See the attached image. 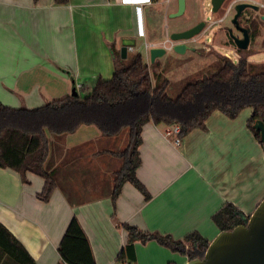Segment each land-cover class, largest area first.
Returning a JSON list of instances; mask_svg holds the SVG:
<instances>
[{"label": "crops", "instance_id": "0c3cea01", "mask_svg": "<svg viewBox=\"0 0 264 264\" xmlns=\"http://www.w3.org/2000/svg\"><path fill=\"white\" fill-rule=\"evenodd\" d=\"M162 2L167 15L178 10V0ZM153 5L142 7L138 24L135 6L112 0H0V102L33 109L72 95L74 87L86 97L99 79L113 78L114 49L121 52L125 38H154L148 46L169 42L176 28L161 40L152 34L145 7ZM251 113L232 119L216 110L204 129L191 131L180 144L176 132L168 133L172 126L146 123L136 173L149 200L129 181L112 199L123 165L113 152L126 149L129 138L121 135L129 129L106 136L91 124L49 135L46 167L58 187L42 201L43 177L28 173L26 183L18 172L0 167V222L38 264H66L59 245L73 217L98 264H186L187 255L154 240L136 241L135 262L121 260L128 232L120 224L177 240L200 235L208 246L221 231L213 216L226 203L251 215L264 199V148L248 126Z\"/></svg>", "mask_w": 264, "mask_h": 264}, {"label": "trees", "instance_id": "16d2710c", "mask_svg": "<svg viewBox=\"0 0 264 264\" xmlns=\"http://www.w3.org/2000/svg\"><path fill=\"white\" fill-rule=\"evenodd\" d=\"M37 1V0H36ZM69 0H55L66 4ZM252 34L258 33L259 23L253 24ZM237 60L224 56L220 68L212 75L189 82L180 95L169 94L170 81L152 73L140 52L131 53L126 60L114 49L115 73L112 79H99L86 97L79 94L47 102L37 108H12L0 102V167L18 172L24 182L34 173L45 179L38 198L49 201L58 187L46 163L51 143L48 133L60 136L76 131L82 125L94 124L103 135L112 136L129 129V143L122 152H113L123 159L116 172L114 203L122 186L131 182L147 200L151 195L137 176L141 165L140 145L146 123L179 125L180 139L195 129H204L216 110L236 118L244 109L251 108L248 126L264 148L257 121L264 123V70L253 69L246 51L238 49ZM118 61L122 63L118 69ZM156 63V62H155ZM154 63V64H155ZM158 65V64H157ZM250 215L244 214L233 203H226L213 219L219 229L232 230L246 225ZM128 232L121 260L136 261V241H157L172 251L190 259L203 258L207 249L204 239L177 240L170 234L144 231L127 223L120 224ZM189 242V243H188ZM59 253L66 264H98L90 240L77 217L70 221L59 245ZM0 264H38L26 247L0 222Z\"/></svg>", "mask_w": 264, "mask_h": 264}, {"label": "rangeland", "instance_id": "374dc122", "mask_svg": "<svg viewBox=\"0 0 264 264\" xmlns=\"http://www.w3.org/2000/svg\"><path fill=\"white\" fill-rule=\"evenodd\" d=\"M162 1L159 0L161 3L145 7L148 20L154 29L152 34L160 40L166 37L165 34L169 33V29L184 30L194 26L202 18L210 23L211 20H219L224 17L222 22L214 24L208 30H203L194 38L187 40L189 49L183 53L175 51L172 48V43L167 42L165 44L166 53L156 58V63L152 61L146 47V42H152L155 39L138 38L136 40V51L143 54L152 73L161 74L162 78H167L170 81L168 91L171 97H178L189 82L200 79L204 75L215 73L220 68L224 56L234 61L241 56L238 49L230 44L229 39H232L233 36H242V32L233 23L236 4L242 1L256 2L258 6L260 5L256 17L260 24L259 34L252 39L245 51L248 54L249 61L253 64V69L257 71L264 70V20H262L264 6H261V4H264V0H226L216 12L212 11L211 0H186L187 10L179 17L167 15V7ZM242 18L240 17V20ZM122 66V63L118 61V69H121ZM249 112L251 113V110L246 108L240 113V116H244ZM121 136L122 140L124 138L128 139V131H124Z\"/></svg>", "mask_w": 264, "mask_h": 264}, {"label": "water", "instance_id": "95a60500", "mask_svg": "<svg viewBox=\"0 0 264 264\" xmlns=\"http://www.w3.org/2000/svg\"><path fill=\"white\" fill-rule=\"evenodd\" d=\"M225 1L211 0L212 11H218ZM259 6L256 2L247 1L236 4L233 23L243 33V37L233 36L232 39L241 50H246L249 47L250 32L248 28L240 24V17L247 8L257 10ZM185 11L186 0H178V10L171 13L170 17H179ZM262 20H264V15L262 16ZM205 25L206 21L202 20L190 28L171 33L169 41L172 43V48L180 53L185 52L189 49L186 41L200 34L204 30ZM135 44V38H125L122 41L121 56L126 58L129 47L135 46ZM146 47L153 62L167 51L165 45H146ZM76 94H78V91L74 87L72 95ZM254 126L261 132V139L264 141V123L257 121ZM186 264H264V199L250 215L246 225H238L232 230L220 231L207 246L203 258L190 259Z\"/></svg>", "mask_w": 264, "mask_h": 264}, {"label": "built area", "instance_id": "2783aa9c", "mask_svg": "<svg viewBox=\"0 0 264 264\" xmlns=\"http://www.w3.org/2000/svg\"><path fill=\"white\" fill-rule=\"evenodd\" d=\"M113 2L119 3V4H130L135 6L136 8V13L138 15V24L142 21V7H144L145 5H153L156 1L158 0H112ZM169 1V0H168ZM261 6H264V4H261ZM224 20L223 18H220L219 20H211L210 23L207 24V26L205 27V31L208 30L209 28H211L214 24L221 22ZM139 34L143 35V30L139 29ZM134 46H130L129 47V51H134ZM181 131V128L179 125H174L172 127H170L168 133L171 134L172 132H176L177 134V138H176V143L180 144L181 139L178 136L179 133Z\"/></svg>", "mask_w": 264, "mask_h": 264}, {"label": "flooded vegetation", "instance_id": "af4514ba", "mask_svg": "<svg viewBox=\"0 0 264 264\" xmlns=\"http://www.w3.org/2000/svg\"><path fill=\"white\" fill-rule=\"evenodd\" d=\"M257 11H258V9L257 10H255V9H253V8H247L244 12H243V14L241 15V17H243L242 18V20H240V23H241V25L242 26H244V27H246V28H248L249 29V32H250V43H251V41H252V39H254L255 38V36L252 34V32H253V24L257 21ZM202 20H205V19H200V20H198L195 24H197L198 22H200V21H202ZM206 21V25H205V27L207 26V24H208V22H207V20H205ZM222 22V21H221ZM258 22V21H257ZM220 23V22H219ZM259 23V22H258ZM194 24V25H195ZM262 26V25H261ZM259 27H260V24H259ZM189 28V27H188ZM187 29V28H186ZM205 29V28H204ZM185 30V29H184ZM257 34H259V30H258V33ZM243 37V33H242V36H240V38H242ZM230 41H231V43L230 44H232L233 46H235V48H237V49H239L237 46H236V44H235V42H234V40L233 39H229ZM241 50V49H240ZM247 50V49H246ZM245 51V50H244ZM241 54V53H240Z\"/></svg>", "mask_w": 264, "mask_h": 264}]
</instances>
